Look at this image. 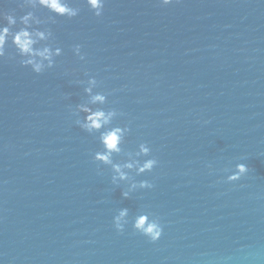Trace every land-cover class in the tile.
Wrapping results in <instances>:
<instances>
[{
	"label": "water",
	"instance_id": "95a60500",
	"mask_svg": "<svg viewBox=\"0 0 264 264\" xmlns=\"http://www.w3.org/2000/svg\"><path fill=\"white\" fill-rule=\"evenodd\" d=\"M20 2L0 9L54 15ZM77 2L42 25L63 49L54 67L0 58V264H264V0H106L101 17ZM88 76L131 129L122 147L152 148L159 163L132 173L151 189L123 198L92 158L99 134L72 111ZM236 163L249 171L228 182ZM121 207L157 216L161 237L117 232Z\"/></svg>",
	"mask_w": 264,
	"mask_h": 264
},
{
	"label": "clouds",
	"instance_id": "9594fccd",
	"mask_svg": "<svg viewBox=\"0 0 264 264\" xmlns=\"http://www.w3.org/2000/svg\"><path fill=\"white\" fill-rule=\"evenodd\" d=\"M96 17L104 13L106 0H83ZM163 5L172 3V0H160ZM21 8H44L54 15L46 18L37 16L34 11H26L17 17L14 12H5L0 9V58L7 56L10 60L19 58V63L29 66L31 70L40 74L56 64V57L63 53L62 47L56 44L53 31L50 27L42 26L55 23L56 17H77L81 8L77 0H21ZM6 21V23H4ZM19 25L18 27H16ZM8 46H14L15 55L6 52ZM79 43L73 45V53L84 60ZM83 84L85 94L80 103L72 108L75 115V123L89 134L98 133L99 143L102 149L93 154V159L111 167V182L119 186L122 182L125 189L122 190L123 198H129L137 189H151L154 185L150 180H136V176L145 172H151L159 163L155 156H151L152 148L148 142H140L135 150L126 151L122 146L131 129L128 124H114L117 116L123 115L116 108H106L108 95L104 91L96 90L99 81L95 76H88L87 80H77ZM83 114V115H82ZM114 154H123V159L114 161ZM212 169V165H208ZM99 171V169H98ZM249 171L245 163H236L234 170L228 169L224 178L228 182L237 181ZM131 221L132 228L147 237L150 241H157L162 233L163 226L160 219L148 211H140L133 217L129 216V209L121 207L113 216V225L117 232L122 233L126 225Z\"/></svg>",
	"mask_w": 264,
	"mask_h": 264
}]
</instances>
